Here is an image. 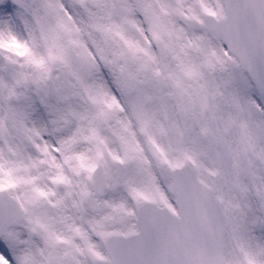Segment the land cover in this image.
Here are the masks:
<instances>
[{"label":"snow or ice","instance_id":"obj_1","mask_svg":"<svg viewBox=\"0 0 264 264\" xmlns=\"http://www.w3.org/2000/svg\"><path fill=\"white\" fill-rule=\"evenodd\" d=\"M0 264H264V0H0Z\"/></svg>","mask_w":264,"mask_h":264}]
</instances>
